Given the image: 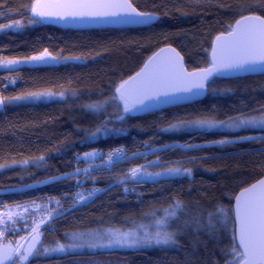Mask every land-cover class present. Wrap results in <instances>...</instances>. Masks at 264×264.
I'll use <instances>...</instances> for the list:
<instances>
[{"label":"trees","instance_id":"1","mask_svg":"<svg viewBox=\"0 0 264 264\" xmlns=\"http://www.w3.org/2000/svg\"><path fill=\"white\" fill-rule=\"evenodd\" d=\"M34 3L35 0H0V25L14 21L23 23L20 29L0 32V61L29 57L45 49L57 57L81 59L0 71V97L40 91L68 93L69 90H75L78 96L9 105L0 110V164L17 162L15 167L0 172V199L4 202L0 205V213L15 205H32L33 201L36 205L55 209L56 205L50 201L59 200L63 209L72 208V196L82 190L76 187L75 181H48L51 177L73 171L77 166L74 157L78 153L92 149L107 152L118 146L126 147L129 152H143L145 142L156 149L176 144L200 146L191 150L165 149L157 153L165 164L190 167V178L135 185L128 183L127 187H134L135 191L125 193L123 186L117 185V177L144 163L143 160L119 163L111 170L97 172L96 183L89 182L84 188L110 187L111 190L99 193L87 206H76L48 226L41 223V243L37 247L41 253L57 241L66 242L65 233L96 228L98 221L105 222L104 227L109 223L123 227L124 217L138 219L142 212L151 208H167L173 198L186 203L191 212L215 211L217 206H223L228 212L240 190L264 177V151H259L264 149V141L216 143L239 136L264 135L260 129L164 131L181 120L224 121L241 111L255 114L252 110L264 105V74L216 77L211 87L217 91H208L204 99L145 115L129 116L112 125L123 128V134L97 138L94 142H86V137L105 117L82 107L111 96L119 83L137 72L162 46L177 48L191 70L208 66L210 49L218 34L229 32V25L234 26L242 16L264 15L248 8L251 0H200L199 3L196 0H133L140 11L157 13L159 20L145 27L87 30L63 29L45 22L29 23L32 16L27 8ZM9 77L15 78L16 82L6 86ZM113 110L114 105L107 107L108 113ZM41 155L45 160L39 165L18 163ZM148 159H156V156ZM79 166L86 167L83 163ZM28 209L25 215L31 220L36 209ZM228 214L232 215L231 212ZM48 215L47 209L41 211L36 217L37 223ZM224 223L226 227L219 232V242L201 231L195 248L193 242L197 241V234L189 231L177 236L180 247L170 251L101 249L51 256L41 254L30 258L26 264H213L214 261L224 264L219 249L230 245L232 228L231 222ZM29 231L25 229L24 221L18 218L15 224L9 222L7 231L0 235V246L10 244L18 247L21 237L28 236Z\"/></svg>","mask_w":264,"mask_h":264},{"label":"snow or ice","instance_id":"2","mask_svg":"<svg viewBox=\"0 0 264 264\" xmlns=\"http://www.w3.org/2000/svg\"><path fill=\"white\" fill-rule=\"evenodd\" d=\"M197 3L200 0H196ZM27 8V6H25ZM249 9H256L264 13V0H251ZM32 19L29 23H41L44 21L64 22H103L122 23L136 25H151L159 19L154 12L140 11L133 0H35V3L27 8ZM187 15V13H182ZM20 21H14L7 25H0V32L19 29ZM231 30L227 36L218 35L216 44L211 50V63L207 68H200L188 72L183 64V57L174 48H161L155 53L144 67L134 76L123 80L115 87L111 96L102 101L83 104L82 107L93 114L104 115L105 119L90 131L86 142H94L97 138L119 136L124 129L114 127L116 122H123L127 117L140 113L150 112L162 105L173 104L181 100L202 96L206 91H217L211 87L215 83V77L227 73L238 72H264V15H247L237 20L235 25H229ZM167 54V55H165ZM68 58L55 57L45 49L38 56L25 59H6L0 61V71H17L24 65L51 64L57 60ZM73 61H79L81 57H72ZM15 78L9 77L6 86L14 85ZM223 91V90H220ZM230 91V90H228ZM67 95L78 96L75 90L53 93L51 91L29 92L18 96L0 99V110L6 106L20 101H40L58 97L66 100ZM112 113L107 112V107H112ZM255 114L238 112L224 121L215 119H197L178 121L169 125L164 131L179 130L187 127L213 128L225 127L229 129L259 128L264 131V105L252 110ZM242 141H264V135L239 136L236 139H223L216 143L229 144ZM145 151H132L124 146H118L107 152L92 149L83 154H76L74 159L77 166L73 171L63 176L51 177L48 182L74 180L76 187L82 189L72 196L73 205L70 209H63L59 200L50 201L56 205L55 209H49L47 205H36L31 220L25 215L29 209L24 205H15L21 212H6L0 215V235H4L8 229V223L15 224L17 218L24 221L25 229H30L29 235L32 241L27 249L23 244L18 247L0 249V264H26L30 258L34 259L41 254L51 256L53 254H72L76 250H161L170 251L180 247L177 236L191 231L197 234V241L193 242L195 248L198 242V234L206 232L210 238L219 242V232L226 227L224 221L231 222L229 233L230 245L220 248L224 257V264H264V179L258 180L249 187H244L235 197V204L229 215L223 206H217L215 211H189L188 205L183 201L173 198L167 208H151L142 212L140 217H124L123 227H117L111 223L104 227L103 221H98V227L86 228L65 233L67 244L55 242V247L43 249L41 253L37 248L40 224L48 226L52 221L61 219L76 206H87L93 202L99 193L111 190L101 188L85 189L84 185L96 183V173L113 169L119 163L131 162L141 159L144 163L127 170L126 174L117 177L116 183L123 186L125 193L135 191V188L127 187L128 183H158L161 180L175 179L179 177H191L192 169L176 166V163L165 164L157 154L161 150L173 148L195 149L199 145H164L162 149H156L150 143L145 142ZM259 151H264L260 149ZM156 156V159H148ZM45 157L24 159L18 162L20 165H39ZM194 162V160L192 161ZM83 163L86 167H80ZM181 163L182 162H177ZM16 161L11 164H0V172L5 168H13ZM152 167H159L161 171H149ZM79 177H83L80 179ZM42 183V182H37ZM33 187V185H27ZM67 198V197H66ZM0 199V205H3ZM8 207L7 205H4ZM47 209L49 215L41 217L37 223L36 217L41 211ZM131 225L130 227L127 225ZM26 239L21 237V240ZM19 243V242H18ZM206 246V245H205ZM23 249V250H22ZM213 264H219L214 261Z\"/></svg>","mask_w":264,"mask_h":264},{"label":"water","instance_id":"3","mask_svg":"<svg viewBox=\"0 0 264 264\" xmlns=\"http://www.w3.org/2000/svg\"><path fill=\"white\" fill-rule=\"evenodd\" d=\"M247 16V15H246ZM242 18V17H241ZM240 18V19H241ZM238 19V20H240ZM159 20V19H158ZM157 20V21H158ZM157 21H155L154 23H156ZM45 23H50L54 26H57L59 28H63V29H72V30H87V29H101V28H125V27H145V26H149V25H136V24H122V23H103V22H64V21H59V22H56V21H44ZM152 23V24H154ZM151 24V25H152ZM235 25V24H234ZM223 34L224 36H227L228 32H225V33H220L218 35H221ZM217 35V36H218ZM216 36V37H217ZM215 37V38H216ZM214 38V41L212 43V46H211V49H210V53H209V60H210V63H211V50L212 48L215 46L216 44V39ZM174 48L182 57L183 55L181 54V52L175 48L174 46L172 45H166V46H162L160 47L158 50H156L149 58H151L155 53L159 52V50L161 48ZM167 55V54H165ZM149 58L145 61V63L148 62ZM145 63L140 67V69L137 71L139 72L145 65ZM183 64L186 68V70L188 72H193L197 69H200V68H197V69H189L187 66H186V63H185V59L183 57ZM210 65V64H209ZM206 66V67H201V68H207L209 67ZM137 72H135L133 75L131 76H134ZM259 74H264V72H261L260 70H257L256 72H238V73H227L225 75H222V76H217V78H235V77H239V76H247V75H259ZM130 76V77H131ZM216 78V77H215ZM128 79V78H127ZM126 79V80H127ZM208 94V91H206L202 96H199V97H192L188 100H181V101H178L176 103H173V104H167V105H162L160 108L158 109H153L152 111L150 112H145V113H140V115H145V114H149V113H153V112H157V111H160V110H163V109H167V108H171V107H175V106H179V105H184V104H189V103H192V102H196V101H199V100H202L204 99ZM260 179H264V177L260 178ZM258 179V180H260ZM257 180V181H258ZM257 181L253 182V183H256ZM252 183V184H253ZM251 185V184H250ZM249 185V186H250ZM247 186V187H249ZM242 190H240L237 195H239V193L241 192ZM236 195V196H237ZM235 204V198H234V203H233V206Z\"/></svg>","mask_w":264,"mask_h":264},{"label":"rangeland","instance_id":"4","mask_svg":"<svg viewBox=\"0 0 264 264\" xmlns=\"http://www.w3.org/2000/svg\"><path fill=\"white\" fill-rule=\"evenodd\" d=\"M21 24H22V26H23V23L21 22ZM20 28H22V27H20ZM19 28V29H20ZM40 54V53H39ZM39 54H35V55H32V56H38ZM52 54V53H51ZM53 55V54H52ZM53 56H55V55H53ZM29 57H31V56H29ZM55 57H57V56H55ZM25 58H28V57H24V58H13V59H25ZM58 58H60V57H58ZM69 60H71V59H66V60H63V61H61V60H57L56 62H54V63H51V64H40V65H54V64H60V63H63V62H67V61H69ZM3 61V60H2ZM24 66H38V65H24ZM21 67H23V66H21ZM41 92V91H40ZM51 92H53V93H59V92H57V91H51ZM60 92H62V91H60ZM63 92H66V94H67V91H63ZM0 99H2L1 97H0ZM53 100H61V99H59L58 97H54L53 99H49V100H40V101H20V102H17L16 104H13V105H17V104H25V103H40V102H49V101H53ZM219 129V130H228V131H236V130H241V129H229V128H225V127H213V128H195V127H187V128H182V129H186V130H202V129ZM248 129H254V128H248ZM255 129H259V128H255ZM4 165H6V164H4ZM176 166H182V165H176ZM183 167H186V168H190V167H188V166H183ZM162 169H158V170H152L151 168L149 169V171H161ZM27 208H31V209H34V207L32 206V205H27L26 206ZM20 210L19 209H16L15 207L14 208H11V209H9V210H7V211H5V213L6 212H13V213H16V212H19ZM23 211V210H22ZM21 212V211H20ZM5 213H0V215H3V214H5ZM26 239H24V240H21V241H19V244H23V246H24V249H27L28 247H29V245H30V243L31 242H33L32 241V237L28 234V236L26 235V237H25ZM38 240L40 241V243H41V237H40V229H39V235H38ZM69 241L67 240L66 242H60V243H65V244H67ZM40 243L39 244H37V247L40 245ZM19 244H18V246H19ZM17 246V245H16ZM52 247H55V245H53ZM51 247V248H52ZM4 248H8V249H12V248H14L12 245H10V244H8V245H3V246H0V249H4ZM23 250V249H22ZM83 252V251H92V250H87V249H85V250H76L75 252ZM57 254H59V253H57Z\"/></svg>","mask_w":264,"mask_h":264}]
</instances>
